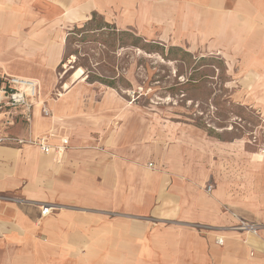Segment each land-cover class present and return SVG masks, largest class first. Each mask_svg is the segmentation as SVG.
<instances>
[{"label": "crops", "instance_id": "1", "mask_svg": "<svg viewBox=\"0 0 264 264\" xmlns=\"http://www.w3.org/2000/svg\"><path fill=\"white\" fill-rule=\"evenodd\" d=\"M94 15L173 45H243L263 59L264 123V0H0V78L38 84L30 122L14 110L0 133L70 141L62 159L0 145V264H264V149L237 162L230 144L210 156L154 125L139 134L87 76L48 98Z\"/></svg>", "mask_w": 264, "mask_h": 264}, {"label": "rangeland", "instance_id": "2", "mask_svg": "<svg viewBox=\"0 0 264 264\" xmlns=\"http://www.w3.org/2000/svg\"><path fill=\"white\" fill-rule=\"evenodd\" d=\"M91 20L87 33L79 32L86 24L72 30L77 35L71 36L49 99L64 93L82 69L97 98L122 105L139 134L154 125L202 143L210 156L219 143L235 147L237 162L260 158L255 154L264 149L263 59L241 57L245 48L239 44L173 45L133 29H101L100 16Z\"/></svg>", "mask_w": 264, "mask_h": 264}, {"label": "built area", "instance_id": "3", "mask_svg": "<svg viewBox=\"0 0 264 264\" xmlns=\"http://www.w3.org/2000/svg\"><path fill=\"white\" fill-rule=\"evenodd\" d=\"M38 96V84L35 81L3 76L0 78V121L5 125L9 126L13 123L14 110H25L28 113L25 120L29 123L31 120L30 111L35 103ZM43 113L46 116L50 115L49 109L46 105H43ZM10 144L17 146H36L44 154L50 155L54 154L57 158L62 159L66 154L70 141L68 138H62L58 144H52L49 142L47 137H28V138H18L5 136L0 133V145ZM212 186L207 187V191H211ZM51 209L46 207L43 210V214H49ZM234 230L242 232L257 233V228L254 224L248 223L241 220L236 226L233 227ZM222 243L220 239L218 241Z\"/></svg>", "mask_w": 264, "mask_h": 264}, {"label": "trees", "instance_id": "4", "mask_svg": "<svg viewBox=\"0 0 264 264\" xmlns=\"http://www.w3.org/2000/svg\"><path fill=\"white\" fill-rule=\"evenodd\" d=\"M94 16H96V15H94ZM91 21H93V20H91ZM105 25H102L100 28L101 29H106V28H108V27H111L112 25H110V24H108V23H104ZM91 27V22L89 21L88 23H86V25L84 26V30H79V32H83V33H87V31L89 30V29H87V28H90ZM112 28H114L115 29V27H112ZM87 30V31H86ZM91 30V32H94L95 30L94 29H90ZM74 35H77V32L76 31H72L71 32V34L69 35V37H68V45H69V43L71 42V36H74ZM132 45H135V44H132ZM121 47H124V46H121ZM83 76L85 77V75L83 74ZM86 78V77H85ZM88 81L89 82H91V80H90V76L88 77ZM107 86H112V84H107Z\"/></svg>", "mask_w": 264, "mask_h": 264}, {"label": "bare ground", "instance_id": "5", "mask_svg": "<svg viewBox=\"0 0 264 264\" xmlns=\"http://www.w3.org/2000/svg\"><path fill=\"white\" fill-rule=\"evenodd\" d=\"M83 74H84L83 70L82 69H78L76 71V73L74 74L75 75V80L79 79ZM68 87H69L68 84H66L65 85V89H67Z\"/></svg>", "mask_w": 264, "mask_h": 264}]
</instances>
